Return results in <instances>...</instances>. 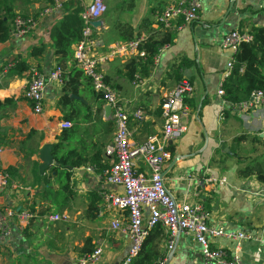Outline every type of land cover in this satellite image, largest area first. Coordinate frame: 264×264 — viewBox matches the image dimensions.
Segmentation results:
<instances>
[{"label":"crops","instance_id":"obj_1","mask_svg":"<svg viewBox=\"0 0 264 264\" xmlns=\"http://www.w3.org/2000/svg\"><path fill=\"white\" fill-rule=\"evenodd\" d=\"M56 1L61 8L41 18L34 31L22 39H15L12 35L7 43H0V101L14 100L12 105L0 109V174L11 166L18 167L19 172L12 180L15 187L3 192L0 190V207L22 211L27 200L34 199L43 190V187H33L34 162H38L40 167V150L47 144L54 148L58 143L63 131L60 124L67 120L66 117L71 118L68 121L76 131L71 140L64 142L63 148H77L87 162L78 169L67 168L71 174L68 191L61 188L67 181L65 176L58 178L55 173L51 174L52 188L55 192L60 191L58 205L65 208L37 216L28 235L18 228V216L15 214L12 236L0 241V264H80L81 249L89 241L94 249H103V257L96 264H121L129 252L131 241L123 231L110 228L119 213L104 208V195L122 191L110 184L104 174L113 163L105 151L112 145L116 132L112 115L108 119L105 117L107 105L96 97L86 77L78 76V71L73 72L76 69L74 59L61 63L66 81L71 80V75H77L75 80H78L77 93L69 94L71 101L64 108L60 105L64 95L63 83L47 85L44 111L40 115L33 112L32 105L23 97L33 68L48 76L60 64L52 46L51 32L65 15L63 4L70 1L84 10L91 0H9L16 14L29 17H38L52 8ZM173 1L109 0L110 16L106 13L101 20L102 25L94 28L95 36L105 45L121 42L112 28L115 20L131 25L144 37L151 31L173 33L174 41L160 52L150 75L142 79L138 88L126 78L124 68L130 59L117 57L108 61L103 65L105 75L127 111L132 113L141 108L145 112L143 122L138 123L131 118L129 123L132 142L142 144L149 137L162 133V99L178 83L172 69L182 65V60L192 63L180 70L181 79L191 82L195 91L186 100L191 111L185 120L187 131L169 147L172 159L164 172L165 185L180 202L194 201L191 195L197 193L198 199H195L210 214L211 225L264 237V185L255 177L238 178L237 165H230L227 161L219 163L222 154L226 153L221 144L226 143L230 152V141L237 137L240 128L247 131L250 126L261 125V112L249 113L244 119L233 113L228 117L222 116L228 106L217 94L227 63L234 56L233 52L221 48V40L239 29L243 22L247 31L252 25L263 27L264 0H198L200 9L196 21L185 23L179 20L177 29L171 31L158 28L157 13ZM126 3L133 4V10L115 12V7ZM147 20L148 23L144 24ZM42 46L45 47L44 54L32 56L34 49ZM103 51L97 50L96 55ZM25 66L29 68L26 72L23 71ZM99 149L102 150L101 166L92 163L93 155ZM91 167L93 171L88 170ZM139 170L149 172L144 164H140ZM49 171L45 175H49ZM209 176L225 178L226 186L207 183ZM49 206V200L41 201L36 215ZM61 214H67L69 221L49 220V216ZM167 244L166 241L165 253ZM215 244L232 248L233 243L218 239ZM200 254L199 245L188 236L180 235L176 248L169 254V264H197ZM242 257L246 264H264V246L245 241Z\"/></svg>","mask_w":264,"mask_h":264},{"label":"built area","instance_id":"obj_2","mask_svg":"<svg viewBox=\"0 0 264 264\" xmlns=\"http://www.w3.org/2000/svg\"><path fill=\"white\" fill-rule=\"evenodd\" d=\"M59 8L61 4L56 1L52 8L46 9L38 17L25 19L17 16L14 21L13 37L15 39L24 38L38 27L41 18ZM199 9L198 0H174L157 13V27L171 31L177 29L179 20L185 23L196 21L199 18ZM107 11V0H91L84 8L81 13L84 23L82 39L73 47V59L75 66L90 80L94 91L101 94L104 103L112 108V117L116 124L114 141L105 151L113 163L104 174L110 184L120 187L122 191L104 195V208L107 211L119 213V216L111 222L110 228L114 231H123L131 241L129 252L121 264L133 263L150 231L159 225L166 231L168 244L167 251L158 264H169V254L176 248L180 235L188 236L192 242L199 245L201 258L197 264H246L242 257L243 243L248 241L264 246V237L211 225L210 214L197 200V193L191 195L194 201L180 202L168 190L164 182L166 165L172 159L169 147L187 131L185 120L191 111L186 100L194 94L193 84L183 79L164 95L161 103L164 125L160 136H151L142 144L132 142L130 120L134 118L138 123L143 122L146 119L145 112L141 108H136L130 113L124 108L120 95L106 82L103 65L117 57L125 59L144 57L145 51L139 49L144 36L130 42L105 45L95 36L93 23L101 21ZM252 40L253 37L247 31L241 32L236 29L223 37L220 46L223 50L235 54L242 43H250ZM100 49L104 51L97 56L96 51ZM157 61L158 56L155 63ZM233 69L234 58L227 63L217 94L228 106V110L242 119L249 113L260 111L261 125L250 126L247 131L254 136L264 138V90L254 91L247 101L235 107L230 106L224 100L223 86L231 76ZM62 74L63 69L60 66H57L48 76L39 73L36 68L31 70L32 78L23 97L32 105L36 115L44 111L47 85L51 82L62 84ZM142 82V78L136 75L133 81L135 87H140ZM72 127L69 121L60 124L62 130ZM140 164L147 166L149 172L140 171ZM88 170L93 171V168H88ZM206 182L219 187L227 184L225 178L215 176H209ZM8 183L9 177L6 174H0V190L15 187L14 185L9 186ZM1 211L0 241H6L12 236V221L15 214L18 216V228L21 231L29 225L33 218V213L28 209L20 213L12 209L3 210L2 213ZM49 220L68 222L69 216L67 214L51 215ZM218 239L232 242V248L217 247L215 241ZM102 257L103 249L97 248L94 253L83 256L80 264H96L101 261Z\"/></svg>","mask_w":264,"mask_h":264},{"label":"trees","instance_id":"obj_3","mask_svg":"<svg viewBox=\"0 0 264 264\" xmlns=\"http://www.w3.org/2000/svg\"><path fill=\"white\" fill-rule=\"evenodd\" d=\"M116 13L129 12L133 10L134 5L131 3L122 4L119 7H115ZM63 10L65 15L63 19L52 29L51 40L53 42V48L55 50V55L58 57L59 65L63 69L62 83L64 85V95L61 97L60 105L65 107L68 101L70 93H77V83L78 80L76 76L71 75V80L66 81V75L63 65L61 63L73 60L74 50L73 47L78 44L82 39V31L84 28V23L81 19V13L83 9L78 5L75 6L70 1L63 4ZM108 13V12H107ZM17 16L28 19L29 16L18 15L14 11V7L9 2V0H0V43H7L13 34L14 21ZM107 16H110L108 13ZM148 23V20L144 22ZM142 24V26L144 25ZM245 22L241 23L239 30L245 32L246 26ZM112 28L118 35V39L121 42H130L138 38H142L141 33L129 24L123 23L119 20H115L112 23ZM253 37L252 42L242 43L238 48L237 52L234 54V69L231 76L225 81L223 89L225 92L224 100L230 104V106H237L242 102L249 99L251 94L256 90H264V26L257 27L253 26L247 31ZM174 41V35L170 32L155 33L151 31L148 36H145L140 43L139 49L145 51L144 57H134L128 61L125 65L126 78L130 81H134L136 75H139L142 79L150 75L151 68L155 65V59L159 55L161 49L172 45ZM45 52V47H39L34 49V57H39ZM74 61V60H73ZM182 65L178 66L177 69H172L173 74L176 76L177 81L180 82L182 76L180 70L191 66V62L187 60H182ZM27 66L23 67V71H28ZM78 71L79 74L84 76L83 73L76 67L73 72ZM85 77V76H84ZM89 80V79H88ZM106 82L111 87L110 81L106 77ZM90 86L96 97L103 103L102 95L94 91L91 82L89 80ZM114 89V87H112ZM14 103L13 99H6L0 101V109L12 105ZM101 107L99 111H101ZM230 110H225L222 116L228 117L230 115ZM66 121L71 118L66 117ZM110 125H112L110 123ZM76 129L72 127L71 129L63 130L61 135L58 137V143L54 145L53 155L56 165L52 166L49 170V175H40L39 173V163L34 162L33 169V187L39 186L43 187V190L34 196V199L27 200L24 209L30 210L33 213V218L31 219L29 225L23 230L24 235H28V231L31 228V224L36 220L37 216H44L51 212L53 209L59 211L65 208V206L58 205V196L60 191L55 192L52 188L51 174L59 177H64L67 179L61 188L63 191L69 190V179L70 172L67 171L68 167L72 169H78L82 167L87 159L83 156V153L77 148H63L64 142L71 140L74 136ZM248 135H242L233 139L230 146V152L223 153L222 158L219 163H225L228 158H232L236 161L237 165V176L241 179H248L255 177L259 183L264 185V155L261 156L260 160L250 159L248 157L242 156L240 153L241 143L248 141ZM251 142L255 144L264 143V138L259 136L251 137ZM102 150H98L92 158V163L101 166ZM102 168V167H101ZM18 167L11 166L5 170V173L9 177V186L12 185V180L18 176ZM47 199L51 202V206L43 211H40L36 215L38 205L41 201ZM91 211L93 208L90 207ZM1 210V208H0ZM21 211H19L20 213ZM167 234L162 226H156L153 228L149 235L144 240L141 249L136 258H134L132 264H158L160 258L165 254L164 244L167 241ZM90 241L86 243L85 247L81 249L83 256L90 255L94 253V249L90 245ZM82 256V257H83Z\"/></svg>","mask_w":264,"mask_h":264},{"label":"rangeland","instance_id":"obj_4","mask_svg":"<svg viewBox=\"0 0 264 264\" xmlns=\"http://www.w3.org/2000/svg\"><path fill=\"white\" fill-rule=\"evenodd\" d=\"M107 5H108V10H109V5H110L109 0H107ZM241 124H242V122H241ZM244 134L248 135L249 138H248V141L241 143L240 153L242 154V156L248 157V160L256 159L258 157H260V158H258L257 160H260L261 156L264 155V143L255 144V143L251 142V137H253L254 135L252 133H249L248 131H246V129H244V128H240L237 131V137L242 136ZM233 139L230 141L231 146H233V144H232ZM227 162H229L230 165H236V161L232 158H228ZM0 208L2 211L7 210V208H2V207H0ZM2 211H1V213H2Z\"/></svg>","mask_w":264,"mask_h":264},{"label":"water","instance_id":"obj_5","mask_svg":"<svg viewBox=\"0 0 264 264\" xmlns=\"http://www.w3.org/2000/svg\"><path fill=\"white\" fill-rule=\"evenodd\" d=\"M231 11V9H230ZM102 25L101 21H96L93 23V27L97 28ZM112 115V108L110 106L105 107V117L108 119ZM221 149L225 151L226 153H229V148L227 147L226 143L221 144ZM53 146L51 144L45 145L40 150V160L42 164L39 167V172L41 175H44L46 171H48L52 166L56 165V162L54 160V155L52 153ZM72 169V168H70ZM1 192H3V189H1Z\"/></svg>","mask_w":264,"mask_h":264}]
</instances>
